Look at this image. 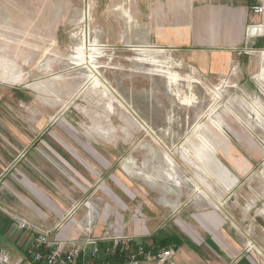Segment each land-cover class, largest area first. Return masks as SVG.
<instances>
[{
  "label": "rangeland",
  "instance_id": "rangeland-1",
  "mask_svg": "<svg viewBox=\"0 0 264 264\" xmlns=\"http://www.w3.org/2000/svg\"><path fill=\"white\" fill-rule=\"evenodd\" d=\"M201 7L0 0V187L12 173L39 202H80L91 239L197 241L221 264H264L260 58L226 87L203 78L190 48L168 46Z\"/></svg>",
  "mask_w": 264,
  "mask_h": 264
},
{
  "label": "crops",
  "instance_id": "crops-1",
  "mask_svg": "<svg viewBox=\"0 0 264 264\" xmlns=\"http://www.w3.org/2000/svg\"><path fill=\"white\" fill-rule=\"evenodd\" d=\"M195 1L202 5L201 10H197V26L191 25L186 30L182 28L180 32L177 31V36L172 40L173 44L168 46L172 49L190 48V65L192 64L203 78H222L221 81H226V77H235L244 65L252 66L255 63L254 57L258 56L260 80L264 63V28L258 25L263 24L264 17L255 16L250 11L254 0ZM253 42L255 45L252 47V57L236 54V51L252 46ZM260 82L264 83L261 80ZM251 108L254 112L252 105ZM254 113L261 119L258 110ZM11 175L12 173L2 174L0 187V264H25V252L34 243L35 234L30 230L18 229L14 217L50 231L51 238L56 241L84 243L94 236L93 231L98 232L91 226L93 223L89 213L85 214L86 209L80 206V202L75 204L67 202V199L57 198L39 202L33 195L21 191L19 182L10 180ZM100 235H103V232ZM198 245L197 241L194 244L179 242L174 245L172 262L221 264L219 259H213Z\"/></svg>",
  "mask_w": 264,
  "mask_h": 264
},
{
  "label": "built area",
  "instance_id": "built-area-1",
  "mask_svg": "<svg viewBox=\"0 0 264 264\" xmlns=\"http://www.w3.org/2000/svg\"><path fill=\"white\" fill-rule=\"evenodd\" d=\"M253 15L264 17V0H254L250 6ZM264 28L263 24L258 25ZM254 42L252 46L236 51L237 55L249 56L254 53ZM18 229L30 230L35 234L34 243L26 250L27 260L25 264H108L100 259V242L110 244L106 249V254H113L114 249L121 243L131 245L130 238L105 237L102 239L89 238L84 243L76 241H56L51 238L50 231L30 224L24 219L13 218ZM106 236V234L104 235ZM175 250L172 246L162 247L158 251H145L140 245L126 256L125 264H174L172 262ZM111 264V263H109Z\"/></svg>",
  "mask_w": 264,
  "mask_h": 264
},
{
  "label": "trees",
  "instance_id": "trees-1",
  "mask_svg": "<svg viewBox=\"0 0 264 264\" xmlns=\"http://www.w3.org/2000/svg\"><path fill=\"white\" fill-rule=\"evenodd\" d=\"M104 245H106V247ZM109 245V243L99 244L100 259L102 260V262L108 264H125L127 254L134 250L137 245H140L145 251H157L162 247H167L169 244L164 245V243L154 238H150L146 242L137 245H135L134 243H132L131 245H124V243H121L114 249V253L112 255L109 253L106 254L105 252Z\"/></svg>",
  "mask_w": 264,
  "mask_h": 264
},
{
  "label": "bare ground",
  "instance_id": "bare-ground-1",
  "mask_svg": "<svg viewBox=\"0 0 264 264\" xmlns=\"http://www.w3.org/2000/svg\"><path fill=\"white\" fill-rule=\"evenodd\" d=\"M192 80V79H191ZM190 80V81H191ZM222 80V79H221ZM260 80L261 81H264V63H263V66H262V74H261V77H260ZM197 84H201L202 87H204L205 91H208L207 93L208 94H211L213 95V90H211L212 88L208 87V86H205L204 83H202L201 81L200 82H196ZM222 85H224L226 87V84L228 83L227 80L226 81H221ZM264 85V83H262ZM229 87V86H228ZM215 89V88H214ZM219 92V91H218ZM217 93V92H216ZM221 93V92H220ZM219 95V94H218ZM252 97V96H251ZM250 99V98H249ZM255 110H258V112L261 111V114L264 115V107L262 106V104L259 102V101H253L252 104H251ZM232 109V108H231ZM254 110V112H255ZM168 163V162H167ZM170 166H171V163H170ZM170 168V167H169ZM164 174V173H163ZM171 176V175H170ZM169 176V177H170ZM171 178V177H170ZM173 180V179H172ZM236 182H237V178H236ZM260 216L264 217V212L263 213H260L259 214Z\"/></svg>",
  "mask_w": 264,
  "mask_h": 264
}]
</instances>
